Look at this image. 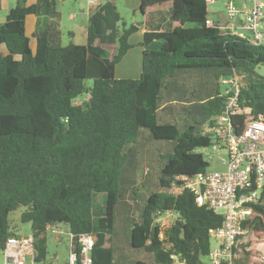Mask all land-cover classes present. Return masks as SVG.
<instances>
[{
	"label": "trees",
	"instance_id": "trees-1",
	"mask_svg": "<svg viewBox=\"0 0 264 264\" xmlns=\"http://www.w3.org/2000/svg\"><path fill=\"white\" fill-rule=\"evenodd\" d=\"M166 4L168 22L163 13L153 14ZM140 11L149 17L138 79L115 76L139 26L127 28L111 0L93 9L85 45H62L57 0H24L0 24V248L17 237L9 216L23 209L37 264L47 261V232L60 225L68 226L74 251L80 237L94 236L93 264H122L114 232L123 203L132 217L128 264H208L210 231L222 227L223 218L199 207L189 191L169 189L176 177L208 171L195 150L213 141L211 129L227 102L214 89L222 79L240 78L233 126L264 121V77L256 73L264 66V47L208 26L206 0H141ZM30 16L37 19L32 34ZM141 129L171 149L155 180L145 167L126 203V166ZM99 194L106 196L102 209L95 204ZM172 215L162 238L161 219ZM243 227L252 237L233 264H264V188Z\"/></svg>",
	"mask_w": 264,
	"mask_h": 264
},
{
	"label": "built area",
	"instance_id": "built-area-1",
	"mask_svg": "<svg viewBox=\"0 0 264 264\" xmlns=\"http://www.w3.org/2000/svg\"><path fill=\"white\" fill-rule=\"evenodd\" d=\"M214 2L216 0H206L208 6ZM206 24L218 26L223 34L240 37L254 47H264V0H227L218 21L209 19ZM239 81L238 76L221 80L227 86L224 112L211 129L212 143L195 150L205 158L221 159L224 170L176 177L180 184L174 182L169 189L174 195L189 191L199 207L223 218L222 227L210 231L215 245L211 246L208 264L234 263L239 253L240 238L247 233L243 224L251 215L252 206L259 203L264 188V121L246 119L243 126L237 128L231 121V115L239 108ZM79 244V251H74L71 246L66 264H93L94 236L80 237ZM0 251L4 264H26L28 257L34 258L33 238L10 237ZM42 264L59 263L56 260Z\"/></svg>",
	"mask_w": 264,
	"mask_h": 264
},
{
	"label": "rangeland",
	"instance_id": "rangeland-1",
	"mask_svg": "<svg viewBox=\"0 0 264 264\" xmlns=\"http://www.w3.org/2000/svg\"><path fill=\"white\" fill-rule=\"evenodd\" d=\"M17 1L22 3L24 0H11L13 5L15 6ZM118 11L122 17L123 22L126 27H130L132 25L141 26L145 23V18L141 11H138L136 14L133 11V6L138 2L137 0H116ZM227 0H218L209 5V18L218 20V14L213 12V9L216 11L224 12ZM4 0H0V24L6 22V17L8 15V11L5 9ZM57 10L60 14V31H61V41L63 46H67L70 43L75 45H85L86 44V30L88 26V0H57ZM85 11V14L82 13ZM123 28V24L120 25V29ZM35 30V27L29 23L27 24V31ZM74 36V38H73ZM133 42L137 40H141V34H134ZM5 49L4 46L0 47V52ZM120 64H118L117 75H121L120 68H128L135 65L134 60L130 59ZM256 73L264 77V66H259L256 69ZM92 81H87L88 86H92ZM219 88L220 93L224 94L226 92L227 86L220 84L218 86H214L215 91ZM215 91L213 93H215ZM181 118L180 116H178ZM197 119L202 120L203 118L198 116ZM193 122V121H192ZM171 149V145L168 142H161L152 139L150 133L146 129H141L137 144L135 146V152L133 156L129 158L126 169L128 174H126L127 178V194H126V203H131L132 198L130 196L132 193L138 189V185L141 180H143V173L146 170L145 167H148L151 170L150 179L155 180V174L160 172L159 165L162 157L169 153ZM224 158V155L222 156ZM205 160L209 163L208 171H223L224 167H222L219 158L209 159L206 157ZM126 193V191H125ZM106 196L104 194H99L96 200L97 209H102L104 207ZM125 204V203H124ZM23 209H18L12 212L9 216L11 230L18 237H30L32 235L31 225L29 223L21 222V214ZM118 218L115 226L114 238L116 240V244L119 247L120 252V262L122 264H128L130 260V247L127 248L126 240L128 237V224L131 222L132 217L130 213H127V210L123 209V203L118 208ZM139 216V210H136L135 217ZM175 217V215H174ZM172 216H164L163 218V232L161 234L162 238H165L164 232L168 229L174 220ZM47 261L57 258L59 264H66L70 249H71V239L69 234V228L66 225H60L57 231L49 230L47 232ZM247 240L251 239L252 234L248 231L245 235ZM211 245H215V241H211ZM165 247L168 248V244H165ZM204 262H208L207 259ZM0 264H4V256L0 251ZM26 264H36L33 258L30 256L27 259Z\"/></svg>",
	"mask_w": 264,
	"mask_h": 264
},
{
	"label": "crops",
	"instance_id": "crops-1",
	"mask_svg": "<svg viewBox=\"0 0 264 264\" xmlns=\"http://www.w3.org/2000/svg\"><path fill=\"white\" fill-rule=\"evenodd\" d=\"M36 0H28V4H31L33 2H35ZM107 0H88V20H89V17L93 11V9L98 6V5H101L103 4L104 2H106ZM113 1L116 5H117V2L116 0H111ZM5 2V6H6V10L8 11V15L10 13V11L15 8L19 3L20 1H17L16 5L14 6L13 3L11 2V0H4ZM137 4L133 6V11L135 12V14L140 11V6H141V0H137ZM213 12L218 14V18L220 17V15L223 13V12H219V11H216L215 9H213ZM83 14H85V11H82ZM160 13H163L165 15V17H168L167 18V22L169 21V16H170V4H166L164 6H162L161 8L157 9V10H154L153 11V14L155 17H160ZM7 15V17H8ZM144 18H145V23L144 25H141L139 27V31H138V34H141L142 36V39L140 40H137L136 42H133V36L131 37L130 39V43L132 45V49L127 53V55L124 57V59H128L129 57H131L130 59L134 60L135 62V65L131 66V67H128V68H123L121 67L120 68V73L121 75L116 76L117 75V71H118V66L116 67V70H115V76L119 79H138L140 76H141V73H142V59H143V51L144 49L142 48L141 46V42L143 40V36H144V33L146 32V26L145 24L147 23L148 21V14H143ZM7 17H6V21H7ZM210 20L212 21H218V20H214V19H211L209 18ZM36 22H37V19L33 16H30L27 18L26 20V27H27V24L29 23V25L31 24V26L33 25V27H35L36 25ZM34 32V30H31L30 32L27 31L28 34H32ZM86 34H87V30H86ZM86 34H85V38H86ZM74 38V36H73ZM124 59L122 60V62L124 61ZM121 62V63H122ZM167 110V107L165 106H162L161 108V111H160V114L161 116L163 117V119H168L170 117V114L169 112H166ZM147 171V169H146ZM174 217V216H173ZM163 219V218H162ZM247 232V231H246ZM250 240V239H249ZM247 238H245L244 236L242 238H240V242H239V253L237 254V259H239L241 256H242V250H241V245H244L246 243H248Z\"/></svg>",
	"mask_w": 264,
	"mask_h": 264
}]
</instances>
